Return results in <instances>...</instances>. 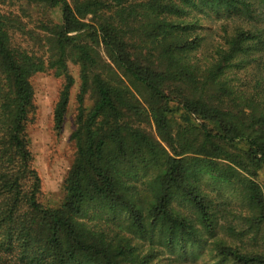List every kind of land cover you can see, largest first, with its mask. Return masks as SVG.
I'll list each match as a JSON object with an SVG mask.
<instances>
[{"label":"trees","instance_id":"obj_1","mask_svg":"<svg viewBox=\"0 0 264 264\" xmlns=\"http://www.w3.org/2000/svg\"><path fill=\"white\" fill-rule=\"evenodd\" d=\"M70 65L49 207L31 79L60 134ZM263 168L264 0H0V264H264Z\"/></svg>","mask_w":264,"mask_h":264},{"label":"rangeland","instance_id":"obj_2","mask_svg":"<svg viewBox=\"0 0 264 264\" xmlns=\"http://www.w3.org/2000/svg\"><path fill=\"white\" fill-rule=\"evenodd\" d=\"M220 22L223 21L211 18V20L206 22V25L218 29V25L221 24ZM215 29L204 30L207 33V43L218 41L219 33L218 31L214 32ZM70 71L76 79V84L71 89L69 105L60 134H56L52 129V109L63 79L55 77L51 72L38 73L31 79L35 91L37 112L34 121L27 128V136L34 156V166L42 177L43 200L49 207H57L63 200V180L70 167L75 151L69 137L73 129L79 80L76 67L70 65ZM86 103L88 104L89 100ZM258 181L264 186V168L260 172ZM189 264L212 263L208 261L207 257L202 256L197 262Z\"/></svg>","mask_w":264,"mask_h":264}]
</instances>
